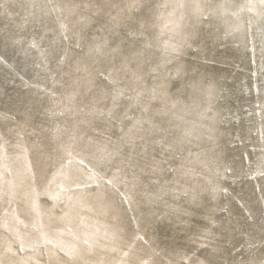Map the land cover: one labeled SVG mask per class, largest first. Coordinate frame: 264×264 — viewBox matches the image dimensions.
Wrapping results in <instances>:
<instances>
[{
    "label": "bare ground",
    "instance_id": "obj_1",
    "mask_svg": "<svg viewBox=\"0 0 264 264\" xmlns=\"http://www.w3.org/2000/svg\"><path fill=\"white\" fill-rule=\"evenodd\" d=\"M0 264H264V0H0Z\"/></svg>",
    "mask_w": 264,
    "mask_h": 264
},
{
    "label": "rangeland",
    "instance_id": "obj_2",
    "mask_svg": "<svg viewBox=\"0 0 264 264\" xmlns=\"http://www.w3.org/2000/svg\"><path fill=\"white\" fill-rule=\"evenodd\" d=\"M70 15H71V19H73V22L75 20H78L80 22V24H83V25L88 24L87 11L84 10L83 8H81V7L71 8ZM83 19H86V20H83ZM216 43L218 44L217 40L215 41L214 39H212L211 45H214ZM104 46H105V42L101 38L99 49H98V62H99L98 64H99V66L105 65L106 62L111 61L112 64L114 65V67L117 68L120 65L119 66L120 68L122 67L123 69L126 70L127 76L130 77V79L135 80V78H132L131 76H135V73L138 72V68H136L134 64L133 65L132 64L127 65L126 62L123 61L124 57L122 59L121 54L118 51L111 52V53L108 51H105ZM115 49H119V48L115 47ZM84 80H86V78ZM163 86L164 85H161V87H163ZM81 91H82V87L78 89L76 86H73V88L71 89V94L74 95L76 92L80 93ZM162 99H163V97H162ZM104 101H105L104 104H108V106L111 104V99H109V97H107V96L104 97ZM174 101H175L174 97H172V96L167 97V102L174 103ZM150 110L152 111V109H150ZM236 113H237L236 106L233 102L230 103V98H229L228 99V107H227V116H226L227 124L230 123V121L232 120L233 116L236 115ZM183 117L190 118V113L187 114L184 110H180V113L178 115H164V116H162L161 122H155V121L150 119V121H146V124H150L151 126H155V125L161 126L162 125L165 128H167V130H168V129H170L171 126L173 127V119H175L174 124L176 126H179V123H181L182 120L184 122H187L185 119H183ZM188 122H190V120ZM203 133H205V134L209 133V125H208V129L206 131H204V128H203ZM176 136H177V138H180L179 141L182 140L181 135L178 132L176 133Z\"/></svg>",
    "mask_w": 264,
    "mask_h": 264
}]
</instances>
